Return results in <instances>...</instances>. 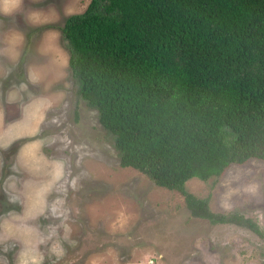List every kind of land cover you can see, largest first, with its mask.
<instances>
[{
	"label": "rangeland",
	"instance_id": "rangeland-1",
	"mask_svg": "<svg viewBox=\"0 0 264 264\" xmlns=\"http://www.w3.org/2000/svg\"><path fill=\"white\" fill-rule=\"evenodd\" d=\"M88 2L0 0V52L25 46L33 58L14 70L0 60V115L5 122L21 119L20 107L26 106L28 121L24 136L0 147V264H264V159L231 164L217 178L184 184L210 210L254 219L261 236L190 217L180 193L118 165L112 134L76 93L60 31L65 18L81 13ZM5 12L14 13L13 23ZM37 46H50L51 66L32 61L39 56ZM24 65L43 70L44 85L26 79ZM28 143L31 158L18 157ZM40 151L47 169V161L59 162V182L38 195L43 202L28 216L27 201L35 196L21 186L45 175L38 169L44 163Z\"/></svg>",
	"mask_w": 264,
	"mask_h": 264
},
{
	"label": "trees",
	"instance_id": "trees-1",
	"mask_svg": "<svg viewBox=\"0 0 264 264\" xmlns=\"http://www.w3.org/2000/svg\"><path fill=\"white\" fill-rule=\"evenodd\" d=\"M60 31L118 165L180 193L190 217L261 236L184 184L264 159V0H89Z\"/></svg>",
	"mask_w": 264,
	"mask_h": 264
},
{
	"label": "crops",
	"instance_id": "crops-1",
	"mask_svg": "<svg viewBox=\"0 0 264 264\" xmlns=\"http://www.w3.org/2000/svg\"><path fill=\"white\" fill-rule=\"evenodd\" d=\"M12 11H14V8L12 9ZM5 13H9L7 15H9L12 19V23L14 21V13L13 12H5ZM14 45V44H13ZM25 46H22L21 49H19V46H4L1 48V52H0V60H1V65L5 66V60H7V66L8 67H12V70H14V68L18 67V64H23L22 62L24 61V59L28 58L29 60L33 59L32 55H27V52H30L28 50L24 49ZM38 47V52H39V56L36 54V58L32 61H35V64H37L39 66V64L41 65H46V66H51L52 64V59H50L49 57L50 55V46H37ZM41 51V53H40ZM22 54H24L22 56ZM11 60V61H10ZM48 60V61H47ZM10 61V62H9ZM29 61H27L28 63ZM61 63V62H60ZM40 65V66H41ZM61 65V64H60ZM25 69L24 70V75L27 77L26 79H28L30 82L32 83H40V80H42L43 85H44V74H43V70L42 73L40 74V71H36L35 69H33L32 66L30 65H24ZM19 68V67H18ZM35 68V67H34ZM8 71V70H7ZM6 73V71H5ZM40 79V80H39ZM47 80V79H46ZM14 90H17L16 88H14V85L11 88L12 93H14ZM13 96H10V98H12ZM44 97H46L44 95ZM41 97V98H44ZM26 107V106H25ZM25 107H20V109H22V118L20 119V117H16V118H10L8 119V121L5 122V120L2 118V116L0 117V147H5L7 145H9L10 143H12L14 141V139L24 136V131L27 133V131L25 130L27 127V119L25 117V112L23 113V110H25L27 112V108ZM36 113V112H33ZM24 130V131H23ZM32 145L30 143L26 144V145H22L20 146V148L18 149L17 152V156L18 157H27L29 156V158H31V154H30V150H31ZM35 153L32 154V156H34ZM40 155L44 161V163H41L39 165V170H42L43 172H45V175L43 176H39V180L38 182H36L34 179L33 180H27L26 183L24 184V186H21L22 192L25 193L31 197L32 195L35 196L32 199H28L27 201V208L25 210V213L27 212V215H34L35 213V207L39 204H41L43 202V198L41 197V199L38 201V195L43 192L46 193V191H48L49 187H51L52 185V181L54 184L59 182V162L57 164H52V162H46L48 164V166H50V169L46 168V164H45V159L44 156L41 154L40 151ZM36 157L39 158V153H38V148H36ZM48 171V175H47V171ZM40 172V171H38ZM37 174V172H36ZM49 174H51L52 177H48ZM11 181V179H10ZM14 183V182H13ZM39 183V184H37ZM47 187V188H46ZM27 195V196H28ZM32 201V202H31Z\"/></svg>",
	"mask_w": 264,
	"mask_h": 264
}]
</instances>
